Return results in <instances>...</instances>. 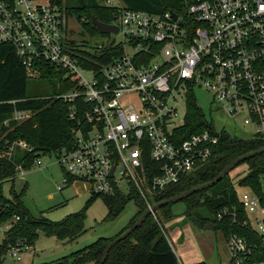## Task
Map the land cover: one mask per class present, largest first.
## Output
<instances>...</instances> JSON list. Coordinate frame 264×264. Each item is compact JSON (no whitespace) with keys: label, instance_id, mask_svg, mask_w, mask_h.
Segmentation results:
<instances>
[{"label":"built area","instance_id":"2783aa9c","mask_svg":"<svg viewBox=\"0 0 264 264\" xmlns=\"http://www.w3.org/2000/svg\"><path fill=\"white\" fill-rule=\"evenodd\" d=\"M105 4L118 8L110 23L120 30L106 32L95 45L120 46L122 52L98 68L80 62L70 43L72 16L57 3L0 0V45L12 46L32 77L41 75L43 63L62 71L67 88L56 97L68 105L73 122L71 147L56 151L62 185L102 196L130 193L134 187L151 207V195L195 171L219 141L221 131L208 118L209 127L181 138L188 95L196 87L207 91L214 110L238 120L251 137L264 139V0H191L182 13L131 9L122 0ZM28 114L17 111L14 118ZM16 146L34 149L15 140L0 148V159H10ZM36 155L34 165L43 152ZM26 171L17 164L16 175L6 180ZM240 202L247 214L244 225L264 235L261 198L246 190ZM7 210L0 199V225L7 223L9 231L19 216L9 217ZM226 215L236 219L227 208L217 219ZM226 243L229 264H264L252 260L254 244L240 234H231ZM35 253L32 243L3 240L0 262L35 264ZM25 255L31 262H23Z\"/></svg>","mask_w":264,"mask_h":264},{"label":"trees","instance_id":"16d2710c","mask_svg":"<svg viewBox=\"0 0 264 264\" xmlns=\"http://www.w3.org/2000/svg\"><path fill=\"white\" fill-rule=\"evenodd\" d=\"M122 1L131 9L153 13L173 10L182 13L186 1L191 0ZM53 2L62 7L69 16L74 17L82 31L87 32L90 37L108 35L99 31L93 22L94 17L110 23L118 13V8L108 6L101 0H53ZM83 41L85 42L78 43L77 51L80 54V62L88 67L99 68L106 65L122 52L120 46H104L100 49L89 41ZM70 43L73 47L77 45L75 41ZM41 69L40 76H30L12 46L0 45V148L6 149L15 140H24L34 148L33 151H28L16 146L10 159L1 158L0 180L15 176L17 164L21 163L30 170L34 165L37 151L51 154L60 148H69L73 143L71 133L73 122L68 117V105L56 97L67 88L62 71H58L48 63H43ZM17 111H27L29 114L25 119L17 120L14 118V113ZM185 121L181 130L182 139L210 125L194 92L188 95ZM262 146H264L262 138H242L228 131H221L219 141L213 147L212 156L180 182L170 184L161 194L151 195V202L163 201L214 179L230 161ZM243 164H246L247 169L240 173L236 184L257 194L264 203V152L240 162L235 168ZM234 169L214 186L194 192L180 200L185 203L184 216L201 229L209 223H214V229L220 230L225 239L233 233L240 234L254 244L252 260L264 261V235L243 223L247 214L240 202L237 185L231 176ZM26 189L27 184L22 189V194H25ZM96 196L102 195L95 194L82 210L60 221H52L43 214L33 215L16 192H13V198H7L1 193L0 199L8 208V216H19L7 232L4 242L15 243L22 240L34 244L40 231L47 235H55L63 241H73L86 232V211ZM103 197L109 208L106 216L109 220L115 219L126 204L131 199H135L138 211L130 224L112 238L99 237L68 256L38 264H99L106 245L131 227L148 208L146 201L134 187L130 193L118 191L114 196ZM175 203L163 205L155 211V215L149 214L141 226L110 250L104 264H181L169 242L167 231L161 230L159 218L160 213L161 217H171V206ZM225 208L234 212L236 219L232 215H226L218 220V212Z\"/></svg>","mask_w":264,"mask_h":264},{"label":"rangeland","instance_id":"374dc122","mask_svg":"<svg viewBox=\"0 0 264 264\" xmlns=\"http://www.w3.org/2000/svg\"><path fill=\"white\" fill-rule=\"evenodd\" d=\"M53 1V0H52ZM103 3L106 0H101ZM70 25L74 27L71 34V41L77 43L89 41L96 44L104 39V35L90 37L87 32H83L77 20L72 17ZM120 38V36L118 37ZM88 49L87 47H85ZM198 103L205 112L208 120L213 121L217 131L226 130L229 133L242 138H250L252 134L249 129L243 126L238 120L228 117L220 110H214L211 104L210 95L201 87L195 88ZM246 164L240 165L231 172L235 184L240 173L246 170ZM64 170L58 163V154H43L38 164H35L23 176H17L13 180H0V192L7 198H13V192L20 195L21 201L35 216L44 215L52 221H60L68 215L82 210L87 201L94 195L85 192L82 188L74 185L64 186L62 180ZM27 184L25 194L22 189ZM58 185L64 186L63 190L58 189ZM237 185V184H236ZM123 189H126L124 185ZM239 193L246 191V187L238 186ZM185 203L178 201L171 206L172 216L161 217V230L168 233L172 241L174 251L179 260L184 264H194L203 262L204 264H229L230 252L226 239L220 230L201 229L188 221L184 216ZM109 208L103 196H96L86 211L85 227L86 232L77 239L67 242L60 240L55 235H47L40 231L34 242L36 255L35 264L47 263L57 260L63 256H68L72 252L88 246L99 237H110L117 235L126 228L133 216L138 211L135 199H131L113 220L107 219ZM158 223V222H157ZM9 226L7 223L0 225V251ZM31 257L25 255L23 262H31ZM8 263L12 262L9 257ZM90 264V263H88Z\"/></svg>","mask_w":264,"mask_h":264},{"label":"water","instance_id":"95a60500","mask_svg":"<svg viewBox=\"0 0 264 264\" xmlns=\"http://www.w3.org/2000/svg\"><path fill=\"white\" fill-rule=\"evenodd\" d=\"M176 16V15H175ZM182 21V19H181ZM93 22L94 24L97 26V28L99 29V31L101 32H119L120 28L117 24L115 23H108V22H103V21H100L98 20L97 18H93ZM264 152V146H262L261 148L259 149H256L254 151H250L244 155H241L235 159H233L232 161H230L221 171L220 173L212 180L206 182V183H203L201 185H198V186H195V187H192L186 191H183L173 197H170L168 199H165L163 201H160V202H157L155 204H153L151 207H148L140 216L139 218L137 219V221L131 226L129 227L128 229H126L125 231H123L120 235L116 236L114 239H112L107 245L106 247L104 248V251L102 253V256H101V260H100V263L99 264H104L107 257H108V254L110 252V250L118 243L120 242L121 240L125 239L127 236H129L131 233H133L139 226L142 225V223L145 221L146 217L155 212L156 210H158L159 208H161L163 205H166V204H171V203H175V202H178L180 200H182L183 198H185L186 196L194 193V192H197V191H200V190H203V189H206V188H209V187H212L214 186L216 183H218L226 174H228L232 169H234L240 162L246 160V159H249L255 155H258V154H261ZM114 168H112V171H111V174L112 172L114 171ZM214 227V223H209L205 226V229H212Z\"/></svg>","mask_w":264,"mask_h":264},{"label":"crops","instance_id":"0c3cea01","mask_svg":"<svg viewBox=\"0 0 264 264\" xmlns=\"http://www.w3.org/2000/svg\"><path fill=\"white\" fill-rule=\"evenodd\" d=\"M35 255H36V253H35Z\"/></svg>","mask_w":264,"mask_h":264}]
</instances>
